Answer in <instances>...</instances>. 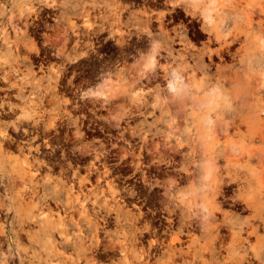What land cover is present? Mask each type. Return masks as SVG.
I'll use <instances>...</instances> for the list:
<instances>
[{"label":"rangeland","instance_id":"obj_1","mask_svg":"<svg viewBox=\"0 0 264 264\" xmlns=\"http://www.w3.org/2000/svg\"><path fill=\"white\" fill-rule=\"evenodd\" d=\"M14 1L0 0V264L85 263L58 229L76 242L89 234V214L52 198L61 179L90 213L95 195L105 200L104 180L98 190L80 186L92 153L70 149L85 145L113 153L107 179L126 200L146 198L139 226L157 224L146 206L161 207L165 190L204 220L184 228L174 243L183 253L166 264H264V0ZM208 2L212 20L203 22ZM172 77L179 92L167 86ZM62 150L76 173H61ZM112 219L103 240L129 228ZM45 226L48 245L37 241Z\"/></svg>","mask_w":264,"mask_h":264},{"label":"bare ground","instance_id":"obj_2","mask_svg":"<svg viewBox=\"0 0 264 264\" xmlns=\"http://www.w3.org/2000/svg\"><path fill=\"white\" fill-rule=\"evenodd\" d=\"M14 2L16 5H20V3L18 1L15 0ZM195 3H197V2H195ZM2 4H4V3H2ZM0 8H1L0 12L3 13L6 10V4H4L3 6H0ZM33 11L36 12L34 9H33ZM201 12H202V16L204 19V20L202 19L203 22L204 21L210 22L212 20L211 13H210L211 7L209 5V2L205 7H203L201 9ZM202 16H200V18H202ZM210 24L211 23H209V25ZM17 44H16V46H17ZM19 44H18V48H20V46H21V45L19 46ZM9 48H10V46H9ZM31 48L33 49V51L38 50V47L36 46V41H34L33 46ZM5 72L6 71H4V75L1 76L3 79L7 78ZM174 77H172L168 80L167 86L169 87V89L176 91L179 88V85H177L178 83L177 84L175 83ZM175 79H177V78H175ZM180 89H181V87H180ZM182 92H184V91H182ZM185 95L189 96L188 93L187 94L185 93ZM99 98L100 99H97V100H100L106 104H108V102L111 101L109 97L107 98V96L106 97L100 96V94H99ZM177 100H179V99H177ZM177 100H175V101H177ZM188 100H190V99L188 98ZM191 101H193V100H191ZM195 101H197V100L195 99ZM176 103H178V102H176ZM200 103H201V101H200ZM11 104L13 105V103H11ZM196 104H197V102H196ZM10 107H12V106H10ZM11 110L13 111V107ZM7 111L8 110H6V112ZM2 113H4V111ZM37 114H39V113H37ZM30 116H31V114L26 115L27 118H29ZM23 120H24V118H23ZM205 120H208V119H205ZM30 121H31V119H30ZM33 123L35 126H37V124L39 122L37 123L36 121H34ZM51 123L54 126V124H55L54 120ZM28 124H30V122ZM26 125H27V123H26ZM14 127H15V125H14ZM16 127H17V125H16ZM18 127H19V125H18ZM28 128L29 127H27V126H26V128L24 127L23 131L27 132L29 130ZM33 131H34V128H33ZM5 134L7 135V132ZM6 135H5V137L4 136L3 137L6 138ZM1 136H2V134H1ZM27 136H28V134H27ZM69 137H68V141H70ZM31 138H33V137H31ZM65 139H67V138L65 137ZM8 141H10V140H8ZM123 150H124V153H123L124 155L133 156L134 151L132 149H128L125 147ZM70 152L72 155H75L77 158H80V157L85 158L87 155H91V153H92L90 160L85 165L86 173L79 180L80 186H82V188H84L83 186L85 185V181H89L90 184L92 185L90 187V190H98L102 185L101 184L102 180L105 181L104 184L107 187H106V190L102 189V192L104 193V195L106 194L104 201H101L95 195V200L93 201V204H95L97 206L96 207L97 209L94 212H92L93 215L96 216V217H94V216H92V213L87 211L85 202L79 201V197H81V196L75 197V198H73L71 196H68L69 198L66 197L69 189H67L65 187V181L59 179V183H58L59 186H56L55 194L52 196L54 201L56 203H58L59 205L63 206L65 211L68 209L72 210L78 206V208H81L83 211H85L86 214H89V216L86 219L87 229L89 231V234H88V236L82 234L80 239L76 242L72 241L71 238H68V236H67L68 234L66 233V230H65L66 228L64 227L63 223L60 222V228L58 229V231H59V236L61 239L60 242L62 245L70 246V247L76 249L78 251V253L84 257V259H85L84 264H166L167 259L170 260L171 258H174L175 255H178V254L180 255L183 253L182 247L177 248L174 245V243L175 242L181 243L182 242L181 233L184 230V228L186 229V228H188V226H194V225H196L195 223L202 224L204 222V220L202 218L197 217V214L194 213L193 211L182 212L183 209L179 206V204L174 203L175 201H174L172 195L170 194V191L165 190L164 192L161 193L160 198H158V202L160 204H162V206L157 207L156 209H153L154 210L153 214H151L153 216L150 217V220L157 222V224L156 223H149L150 226H149V224H144V226H139L138 222L142 218L143 212H145L144 210L142 211V209H141V207L144 205V203L142 201L138 200V198L141 195L136 194L134 196L133 202L126 200L124 190L117 189L115 187V185L112 183V181L107 179V176L111 173V169L109 167L108 160H109V157L113 153L110 152L109 150L100 151V150L95 149V148L92 149L87 145L80 148L78 152H75L72 149H70ZM60 158H61V160H58L59 158L57 160H58V163L60 164V165H58V167L59 166L61 167V169H60L61 173H63V171H66L69 173L70 168L73 169L74 173H76L75 170H77V169H75L71 163L70 154H68L66 151L62 150ZM30 171H32V170H30ZM94 174H97L96 175L97 177L94 180L95 183H93V179H91L92 177H95ZM74 179H76V178H74ZM69 180H71V179L69 178ZM67 181H68V179H67ZM67 183H69V182H67ZM70 186H71V189L74 187L72 182H71ZM88 186H89V184H88ZM22 190H23V188H22ZM131 191H134V190L132 189ZM62 196H63V198H62ZM19 199L22 200L21 198H19ZM243 199L247 203V205L252 206V204L250 203V201L248 199H246V198H243ZM91 200H93V199L91 198ZM244 201H243V203H244ZM240 203H242V202H240ZM50 204H52V203H50ZM75 210H73V211H75ZM112 213H113V215H112ZM98 214H100V215H98ZM259 216H261V214H259ZM111 218H114L112 220H114L116 223H120L121 220H125V222H127L129 224V228L123 229L121 231V234L123 237L122 239H120V238L115 239V237H109L108 239L103 240L102 237L100 236V232L105 228L106 225H108L110 223ZM60 221H62V220L60 219ZM262 222L264 223V218H262ZM25 226H27V225H25ZM156 226L160 227V228H156ZM163 226H165L166 231H164ZM249 227H250L249 234H256L257 233V230H258L257 225L250 223ZM174 228L178 229V233L174 237H172L171 241L165 243V237H166L165 235H167ZM144 231H147V232H149V234H152L154 236V237H150L148 245L144 244V242H143V240L145 239L144 234H143ZM42 232H43V236H41L40 233L37 236L38 242H41L44 240L46 242V245L53 242V231L49 228V226H45L42 229ZM160 233L162 235L164 234L163 237H161ZM118 235L119 234H117L116 236H118ZM257 236H259V235L257 234ZM260 236L258 237V240L261 241V245L264 247V235L261 237ZM20 237H22V239L26 238V237H24V234H23V236H20ZM55 237H57V236H55ZM23 240H22V244L24 245L25 242L23 243ZM238 240H239V238H238ZM1 243H0V246L2 245ZM57 246L59 247V245H57ZM261 251L262 250H256L254 252L253 256L257 259H260L261 258ZM249 252H251V251H249ZM68 256H69V254H68ZM27 257H28V255H27ZM163 257H165V259L161 260ZM252 258L253 257H251L250 259H252ZM104 259H108V260H110V262H105ZM241 259L245 260L246 258H245V256H242Z\"/></svg>","mask_w":264,"mask_h":264},{"label":"flooded vegetation","instance_id":"obj_3","mask_svg":"<svg viewBox=\"0 0 264 264\" xmlns=\"http://www.w3.org/2000/svg\"><path fill=\"white\" fill-rule=\"evenodd\" d=\"M138 200H140V201H142L144 204H145V202H146V198L144 197V196H140L139 198H138ZM147 208H148V211H149V213H151V214H153V209H151L149 206H146ZM148 211H146V212H148ZM156 228H160V227H157L156 226ZM163 228H164V231H166V228H165V226H163ZM153 229V228H152ZM163 230V229H162ZM168 233V232H167ZM160 235H161V237H163V235L160 233ZM149 240H150V238H145L144 240H143V242H144V244H145V242H147V244L146 245H148L149 244Z\"/></svg>","mask_w":264,"mask_h":264}]
</instances>
